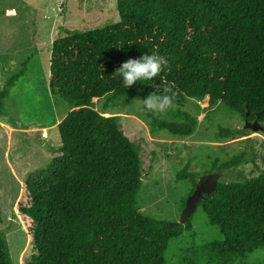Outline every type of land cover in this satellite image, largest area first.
I'll use <instances>...</instances> for the list:
<instances>
[{
	"label": "trees",
	"instance_id": "16d2710c",
	"mask_svg": "<svg viewBox=\"0 0 264 264\" xmlns=\"http://www.w3.org/2000/svg\"><path fill=\"white\" fill-rule=\"evenodd\" d=\"M120 20L89 31H70L52 42L49 88L71 110L58 124L59 156L29 176L26 205L31 221L25 264H166L170 242L191 231L184 225L144 214L140 209V146L123 129L120 116L94 109L97 100L115 105L144 99L173 85L174 105L208 98L264 127V0H117ZM155 53L167 63L155 78L160 87L125 88L115 70L129 58ZM0 92V115L9 88ZM143 89V91H141ZM152 118L153 132L190 136L198 118L177 110ZM249 112V115L246 114ZM248 132V130H242ZM230 129L219 128L227 138ZM245 153L231 156L218 170L238 167ZM219 158L212 162L216 168ZM198 174L186 169L177 181L194 191ZM23 195V194H22ZM22 197V196H21ZM186 199L182 202L184 208ZM201 207L221 238L183 250L182 264H248L241 259L264 249V173L241 182H218ZM196 208V209H197ZM1 233L0 264H12Z\"/></svg>",
	"mask_w": 264,
	"mask_h": 264
},
{
	"label": "rangeland",
	"instance_id": "374dc122",
	"mask_svg": "<svg viewBox=\"0 0 264 264\" xmlns=\"http://www.w3.org/2000/svg\"><path fill=\"white\" fill-rule=\"evenodd\" d=\"M119 20L117 0H0V92L10 77L24 70L9 88L0 115V237L3 233L12 264H25L32 253L27 251L31 221L19 212V204L29 202L25 182L60 155L57 126L74 109L49 88L52 42L70 31H89ZM94 109L120 116L127 136L140 146L144 214L180 223L182 202L192 191L190 182L176 179L184 169L198 174L199 182L206 178L241 182L264 173V131L246 129L245 119L224 107L210 106L207 97L153 114L164 118L181 110L195 115L197 128L186 137L153 132L152 118L142 111L140 99L115 105L97 100ZM219 128L233 133L220 138ZM242 152L246 157L241 165L218 170L222 162ZM215 158L220 162L211 171ZM191 225V231L170 242L166 264H182L184 249L221 238L201 207L194 211ZM241 260L264 264V249Z\"/></svg>",
	"mask_w": 264,
	"mask_h": 264
},
{
	"label": "clouds",
	"instance_id": "9594fccd",
	"mask_svg": "<svg viewBox=\"0 0 264 264\" xmlns=\"http://www.w3.org/2000/svg\"><path fill=\"white\" fill-rule=\"evenodd\" d=\"M167 61L155 53H144L139 58H129L121 64L116 70V76L122 79L125 88H130L134 84H148L157 89L160 84L155 83V78L162 81L161 74ZM173 85L163 89V94L153 91L142 101L143 108L150 113L164 114L169 110L175 100V93H171ZM143 91V89H141ZM139 99V98H137Z\"/></svg>",
	"mask_w": 264,
	"mask_h": 264
},
{
	"label": "water",
	"instance_id": "95a60500",
	"mask_svg": "<svg viewBox=\"0 0 264 264\" xmlns=\"http://www.w3.org/2000/svg\"><path fill=\"white\" fill-rule=\"evenodd\" d=\"M249 115V112L246 114ZM244 127L246 129H251L253 131H264V127L260 124V122L256 119L253 122L249 121L248 119H245V125ZM198 184L196 185L194 191L188 195L186 198V204L184 208L181 211V220L180 223L186 224L189 220L190 216L194 213V211L197 208V205L204 200L205 194H210L213 192L217 186V181H203L199 182L197 178Z\"/></svg>",
	"mask_w": 264,
	"mask_h": 264
},
{
	"label": "flooded vegetation",
	"instance_id": "af4514ba",
	"mask_svg": "<svg viewBox=\"0 0 264 264\" xmlns=\"http://www.w3.org/2000/svg\"><path fill=\"white\" fill-rule=\"evenodd\" d=\"M212 180H213V179L206 178V179L202 180V182H203V181H212Z\"/></svg>",
	"mask_w": 264,
	"mask_h": 264
}]
</instances>
